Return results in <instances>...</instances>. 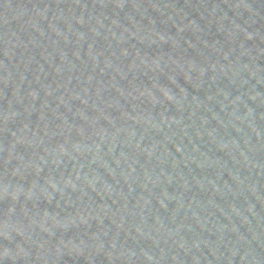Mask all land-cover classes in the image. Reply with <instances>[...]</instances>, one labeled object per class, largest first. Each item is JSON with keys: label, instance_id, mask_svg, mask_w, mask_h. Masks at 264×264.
I'll list each match as a JSON object with an SVG mask.
<instances>
[{"label": "water", "instance_id": "95a60500", "mask_svg": "<svg viewBox=\"0 0 264 264\" xmlns=\"http://www.w3.org/2000/svg\"><path fill=\"white\" fill-rule=\"evenodd\" d=\"M0 264H264V0H0Z\"/></svg>", "mask_w": 264, "mask_h": 264}]
</instances>
